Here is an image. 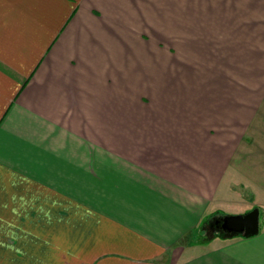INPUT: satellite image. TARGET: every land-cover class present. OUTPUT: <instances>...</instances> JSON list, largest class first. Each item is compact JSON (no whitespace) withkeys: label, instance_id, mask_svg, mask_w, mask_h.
Instances as JSON below:
<instances>
[{"label":"crops","instance_id":"obj_1","mask_svg":"<svg viewBox=\"0 0 264 264\" xmlns=\"http://www.w3.org/2000/svg\"><path fill=\"white\" fill-rule=\"evenodd\" d=\"M0 264H264V0H0Z\"/></svg>","mask_w":264,"mask_h":264},{"label":"water","instance_id":"obj_2","mask_svg":"<svg viewBox=\"0 0 264 264\" xmlns=\"http://www.w3.org/2000/svg\"><path fill=\"white\" fill-rule=\"evenodd\" d=\"M219 231L229 235L251 237L259 231V210L254 208L243 215H227L219 218Z\"/></svg>","mask_w":264,"mask_h":264},{"label":"trees","instance_id":"obj_3","mask_svg":"<svg viewBox=\"0 0 264 264\" xmlns=\"http://www.w3.org/2000/svg\"><path fill=\"white\" fill-rule=\"evenodd\" d=\"M219 218L220 216H212L210 218H206L205 221L200 226V231H204L205 235L204 237H207V234L211 233H217L220 237L223 238H233V237H240L236 235H229L227 233H223L219 231L218 225H219Z\"/></svg>","mask_w":264,"mask_h":264},{"label":"rangeland","instance_id":"obj_4","mask_svg":"<svg viewBox=\"0 0 264 264\" xmlns=\"http://www.w3.org/2000/svg\"><path fill=\"white\" fill-rule=\"evenodd\" d=\"M231 196H233L231 193H228V198H230ZM234 199H237V198H233V199H230V200H234ZM220 208L222 209V210H224V209H226V208H224V206H220ZM231 211V210H230ZM249 212V211H248ZM227 213H231V212H227ZM232 213H234V212H232ZM244 213V212H243ZM242 213V214H243ZM246 213V212H245ZM235 215H241V214H235ZM259 225L260 226H262V215H260V217H259Z\"/></svg>","mask_w":264,"mask_h":264}]
</instances>
